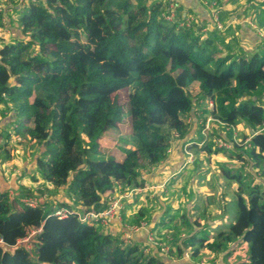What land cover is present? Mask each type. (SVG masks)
<instances>
[{"label": "trees", "instance_id": "obj_1", "mask_svg": "<svg viewBox=\"0 0 264 264\" xmlns=\"http://www.w3.org/2000/svg\"><path fill=\"white\" fill-rule=\"evenodd\" d=\"M25 1L14 11V22L6 18L0 0V125L8 122L0 129V149L10 157L13 139L42 147L34 159L38 177L23 171L41 184L39 195L65 189L88 212L105 211L114 201L106 195L117 184L130 187L128 192L140 189L142 172L165 161L175 140L190 136L194 123L187 119L198 118L202 105L205 117L216 119L224 133L201 135L200 142L193 138L189 150L211 159L237 149L231 155L235 162L218 165L221 177L237 187L231 215L227 208L221 214L231 219L227 230L201 236L204 228L195 219L191 224L198 230L187 238L181 239L180 231L159 242L168 253L159 245L126 244L123 233L82 223L76 215L59 219L56 210L75 209L52 197L28 207L23 199L35 192L22 185L14 195L0 191V264H194L183 261L184 252L192 258L218 256L234 245L231 255L244 244L248 258L237 264H264V131L259 132L264 125V46L252 53L232 51L219 30L204 37L198 21L182 26L180 9L177 21L166 19L169 3L163 0ZM6 33L13 34L12 41L5 40ZM125 90L131 132L139 142L135 149L122 148L120 160L107 156L100 141L120 128L125 109L119 94ZM251 131L255 135L246 144ZM218 138L233 147L218 148ZM247 165L260 170V182L258 175L247 180ZM121 215L128 220L125 208ZM136 219L131 224H140V216ZM183 219L180 228H190ZM160 227L167 228V221L155 229ZM152 247L164 256L150 253Z\"/></svg>", "mask_w": 264, "mask_h": 264}, {"label": "rangeland", "instance_id": "obj_2", "mask_svg": "<svg viewBox=\"0 0 264 264\" xmlns=\"http://www.w3.org/2000/svg\"><path fill=\"white\" fill-rule=\"evenodd\" d=\"M25 3H26L25 0H23V2H20L19 0H2L1 5L4 6L17 5L20 8V5H24ZM234 5L237 8L238 14L240 15L250 14L249 15L250 18L251 15L254 16L255 13H257V15H259L260 13L262 14V12L264 13V0H234ZM166 7H169V5L166 4ZM211 9L217 10L213 6L211 7ZM175 11H177L176 8ZM257 15L255 17H257ZM14 21H17V16L15 17ZM262 21L264 24L263 18ZM254 23L257 26V30L260 31L264 29V25L260 24L257 20H255ZM257 30L254 29V31ZM208 34L210 33L204 32L203 36L206 37L208 36ZM4 38L6 41L10 42L13 40V34L6 33L4 34ZM241 50H243V47H241ZM50 53L52 56L57 55L52 50ZM128 95H129V91L127 90L119 94V99L124 104V109H125V111L120 115L121 118L120 128L106 133L102 140L106 155L107 156L112 155L116 159H120V160L123 158V153L121 151L122 148L128 146L131 149H135L139 142L137 141L136 138H134L131 132V118H130V111L128 108ZM205 108H206L205 105H202L201 107L198 108L199 110L198 113L201 114L200 115L201 119L198 120V124L200 123L199 125H201V123L204 121L203 119L206 116L204 113ZM4 122L7 123V120L4 119L1 121L0 129L4 128ZM220 130L222 131L219 125L217 124L214 125L213 131L219 132ZM210 138L212 139V142H214V140L216 139V137L214 138V136H211ZM3 140L2 142H0V147H3V142H4ZM8 150L10 157L8 156V153L5 150L0 149V191L7 190L9 188L8 184L12 185L14 181L18 180V183L19 182L24 183V187H26L28 190L32 189V191H34L35 193L40 194L38 193V191L40 188H43L41 187V184L35 183L33 181V178L29 174L23 175V169L27 167L30 174H34L38 177L37 170L35 169L36 166L34 159H35V155H39V154L41 155L42 147L37 146V144H35L34 142L28 139L21 141L18 139H13L12 142H10V146H8ZM236 151L237 149H234L231 152L226 151V153L214 154L218 156L212 157L211 159L203 155L199 156L198 163H196V161L194 160L192 162L193 163L192 165L194 166L193 167L194 169H192L193 172H190V174L188 175L185 174L189 172V170L191 169V165L189 167L183 168L181 170L183 172H181V174L177 176L175 179L172 180L168 179L169 182L167 184V188H163L162 190L155 189L153 190L152 193H150V195L148 194L149 196L143 193L141 197L134 195L144 190H137V193L134 192L131 195V192L133 191L132 190L131 192H129L128 195L121 196V194L126 193L131 189L130 187H125V186L123 187V185H121L120 190H117L121 192L116 193L115 199H119L120 197H127V198H123L122 201L123 206H127L129 199H133L137 197L138 199H141V202H144L142 204L148 211L152 212L153 214H156V212L161 213L162 214L161 217H163L165 220H169V218H172L176 220L178 224L181 223L182 220H185L183 219V217L188 220L189 224L193 222V219L199 218L200 222L202 223V227L204 228L205 231L203 234H201V236L206 235L208 234L207 232L211 226L210 222L214 220L213 218L216 214L221 215L223 209L227 208L229 209L230 213L228 212L226 213V215L227 214L231 215L234 199H235L234 192L237 187V183L228 184L223 178V176L221 177V173L218 169L219 168L218 165L220 163L225 164V163L235 162L233 161V156L231 155H235ZM194 155L196 154L194 153ZM196 159L197 158L195 156V160ZM223 160L226 162H223ZM237 165H238L237 163L232 164L233 168L235 169H238L239 166ZM260 168L264 170V162L262 163ZM146 169L144 171H146ZM199 169H203L202 174L201 172L198 173ZM247 169H248V174H246L247 180L250 181L251 178H255V175H258L257 177H260L258 179L259 182L260 180H262L261 179L262 176H260V174H257L260 173V170L258 168L247 165ZM178 178L179 180H176ZM179 181H181L180 183H182L183 181V183L185 182L187 185L189 184L191 188L185 186L179 188L178 186ZM192 192L194 194L193 197L190 195L192 194ZM60 194L61 193L59 192H57V194H54L53 192L50 191L49 193H47L48 197H52V198L55 197L56 195L62 198ZM134 203L135 202H133L132 204H128L129 217L128 220L125 222L126 224L124 223L125 225L133 223L131 222L132 218L136 219V214L132 213L133 211H131L130 213V210L134 208L133 207ZM212 212H215L216 214L214 215L212 214ZM196 230L197 229L194 230V224L192 223L191 227L188 228L187 232L190 234ZM170 235H171V230L167 231L166 233L163 232V234L159 237L160 240L157 242L159 243L165 241V238H169L172 236ZM23 242L27 243L25 241ZM248 251H249V245L244 244L241 246V249L239 248L237 250L236 253L239 254L241 258H243L244 260H247Z\"/></svg>", "mask_w": 264, "mask_h": 264}, {"label": "crops", "instance_id": "obj_3", "mask_svg": "<svg viewBox=\"0 0 264 264\" xmlns=\"http://www.w3.org/2000/svg\"><path fill=\"white\" fill-rule=\"evenodd\" d=\"M19 1L23 2V0H19ZM163 1L168 2L169 4H173L176 7V10L180 9L184 16L194 17L196 19V21L201 23L202 27H205V29H208V32L211 29H213V25H214L213 10H212L213 8L211 9V7L213 6L214 8H216L217 12H218L219 21L225 27V30L220 31V32L223 33L224 41L226 43H230L232 51L239 52V51H241V47H243L244 52L252 53V52L259 51L264 46V29L260 30V31L257 30V26L254 23V21L257 20L260 24H263V21H262V18L264 19V13L263 12H262V14L260 13L259 15H257V13H255L254 16L251 15L252 19L249 16L250 14L249 15H245V14L240 15V14H238L237 8L234 5V0H163ZM1 7L5 11L6 18L11 16L15 20V17L17 15L14 11L19 9V6L1 5ZM256 15L258 18L255 17ZM260 17H262V18H260ZM7 23H9V22H7ZM254 29H256L257 31H254ZM212 31H210V32H212ZM263 96H264V93H263ZM200 119L201 118H200L199 113H198V118H192V121L194 123V126H193L194 129L192 130L190 136H188V138H186L184 141H181V142L175 140L173 145H172V148L170 150V154L168 155V157L165 161H162L158 166L150 167L151 169L148 168V169H146V171L142 172L141 179L144 183L140 189L143 188L144 191H140V193L136 192L137 194H134V195L141 197L142 193H143V194H146L147 196H149L150 193H152L153 190H155V189L156 190H162L163 188H167V184L169 182L168 179H170V180L175 179L177 176H179L181 174V172H183V171H181L183 168L189 167L190 165H191V169L189 170L188 173H185V174L188 175V174H190V172H193L192 171V169H194L193 168L194 166L192 165L193 163L187 164V165L185 163V162H187V159L183 153V151H184L183 150V148H184L183 144L185 142L190 141L193 138L197 139V142H200V139H201L200 138L201 134H199L200 133L199 132L200 131L199 130V126H200L199 124L200 123L198 124V120H200ZM6 124H8V122L7 123L4 122V127L7 126ZM102 140L100 141V143L104 147ZM192 142H194V141H192ZM196 158L197 159L195 160V155H194V161H196V163H198L199 159H198V157H196ZM202 170L203 169H199L198 172H201V174H202L203 173ZM23 171L25 173L29 172L27 167L24 168ZM180 182L181 181H179V183H178L179 188H181L183 186L191 188L189 186V184L187 185L185 182L183 183V181H182V183H180ZM19 184L24 186V183H22V182L18 183V180L14 181V183H12V185L8 184L9 188L7 190L10 191L11 195H14L15 192H13V191L18 189ZM120 187H121V184H117L115 191L108 193L106 195V197H110V198H112V200H116L115 199L116 193L121 192V191H117V190H120ZM145 187H146V189H145ZM59 193H61L60 195L62 196V198L59 197L58 195H56L55 197H53V199L56 200V202L69 203L70 206L73 207L76 211L84 212V213L87 212V210L82 206L81 202H79L75 198L71 197L65 189H60ZM35 194H37V193H35ZM128 194H129V192H126V193L121 194V196L128 195ZM132 194L133 193H131V195ZM67 196H69V197H67ZM47 197H48V195H47ZM125 198H127V197H125ZM133 199H134V201H133ZM133 199L128 200V204H132L133 202H135L133 204L134 208H132V209L129 208V209H131L130 213H131V211H133L132 213H135L136 216H140V219H138V220H140V223H146L147 224V227L143 228L140 232H138L137 234H135L133 236V241H135V243H138V244L143 245V246H146V245L148 246L149 244L151 245L152 242L150 241V237L153 236L155 239L159 238L163 234V232L166 233L167 231H170V230H171V235H173V236H175L178 232L181 231V235L183 238H181V236H180L178 239H180V238L184 239L185 236H186V238L188 236H190V234L187 232L188 228H184V227L180 228V225L178 223H176L175 220L170 221V220H172L171 218H169V220H166L168 222L167 228L166 227H164V228L160 227L159 229L158 228L155 229V227L159 223V221L165 220L163 217H161L162 214L158 213V212H156V214H153L152 212L148 211L143 206L142 203H144V202H141V199H138L137 197L133 198ZM190 203H193V202H190ZM128 204H127V206H123V208H125V211H127V212H128ZM212 214L215 215L216 213L212 212ZM148 216H150V217H148ZM147 217L150 219L148 222H147V220H145V218H147ZM213 219L214 220L212 222H210L211 226L209 228V232L211 233V235L212 234L213 235L218 234L221 231L227 230L229 227V224L231 222V219L229 217L223 216V215L221 216L219 214H216ZM135 220H137V219L132 218L131 222L136 223ZM193 221H195V219H193ZM122 222L123 223L120 222L121 223L120 224L119 221H116V223L113 221L112 223L109 224V226L105 227L106 232L113 233L114 235H119V234L123 233L124 229H122V227H124V223L126 222L125 219H122ZM176 227H178L179 230H176ZM121 229L123 230L122 232H121ZM196 229L198 230V228H196ZM234 247L235 246L233 245L225 253L220 254L218 256H213L210 254H204L203 253V254L199 255L197 258H192L191 254H190L191 252L186 251V252H184L185 256L183 258V261H187V260L192 261V263H194V264H237V263L243 261L244 259L241 258V256L237 253L236 254L232 253L231 255H229V251H232L234 249ZM149 250L150 249L148 248V251ZM150 253H152L153 255L159 254L160 256H164V255H161V252L158 249H156L155 247H152ZM226 253H228V254H226ZM174 261L179 262L180 260L175 259Z\"/></svg>", "mask_w": 264, "mask_h": 264}, {"label": "built area", "instance_id": "obj_4", "mask_svg": "<svg viewBox=\"0 0 264 264\" xmlns=\"http://www.w3.org/2000/svg\"><path fill=\"white\" fill-rule=\"evenodd\" d=\"M175 8L176 7L173 4H169L168 12L165 14V18L171 22L177 21L176 20L177 14H176ZM184 17H185V19L181 22L182 26L191 27L194 23H196V19L194 17H188V16H184ZM213 18H214V25H213V29H211L210 31H212V30L214 31L215 29H217L219 31H224L225 27L219 21L217 10H213ZM204 32H208V30H204ZM213 106H214V104L212 102H210L209 103V110L210 111L213 109ZM203 120L204 121L201 123L199 130H200V134L204 137V139H207L208 136L213 132L214 125H216L215 124L216 119H214L212 116H207ZM187 122L191 123L192 118L189 117ZM222 125L224 126V124H222ZM225 129H226L225 132L229 131L228 127L227 128L225 127ZM263 131H264V125L262 126V128L260 129L259 132H263ZM221 132L224 133V131H221ZM254 135H255V133H253L251 131V137L247 138L246 144L250 142L251 138ZM174 137L177 138L178 135L175 134ZM236 137H237V133L234 134V141L236 143H238V140ZM203 144H204L203 141L201 143H199V145H203ZM192 145H194V142H188L184 146V151H185V154L187 156L186 165L191 164L194 160V155L189 150V148ZM216 145L220 149H231V147H233L232 143L225 140L224 138H218L216 140ZM137 190H143V188L142 189H134L131 193L137 192ZM123 198H125V197H120L119 199L112 201V203L110 204L108 209H106L105 211H102V212H95V211H89L88 212L87 211L84 213V212H78L76 210H69L66 208H61V209H58L55 211V216L58 217L59 219H65L71 215H76L82 223H87L90 225L107 226L113 221H119L122 223L121 211L123 210V202H122ZM47 199H48V197L46 194H44V195L35 194L34 196H29V197L24 198L23 203H24V205H26L28 207L37 208L40 205H42ZM145 227H147L146 223L128 224V225L124 224V228H125L123 231L124 242L126 244H130L133 241V236L135 234H137L138 232H140ZM41 231H42V227L39 229H34L31 232L30 236L23 241L29 242L32 237H34L36 234H39ZM150 241L154 245H159L162 248L163 252H166V253L169 252V249L166 248L165 246H163L162 244L158 243L153 236L150 237Z\"/></svg>", "mask_w": 264, "mask_h": 264}, {"label": "water", "instance_id": "obj_5", "mask_svg": "<svg viewBox=\"0 0 264 264\" xmlns=\"http://www.w3.org/2000/svg\"><path fill=\"white\" fill-rule=\"evenodd\" d=\"M107 1H109V0H107Z\"/></svg>", "mask_w": 264, "mask_h": 264}]
</instances>
